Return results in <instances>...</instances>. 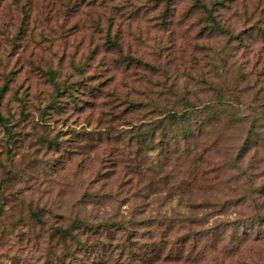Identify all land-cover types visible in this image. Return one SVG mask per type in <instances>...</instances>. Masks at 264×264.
Returning <instances> with one entry per match:
<instances>
[{"label": "rangeland", "instance_id": "rangeland-1", "mask_svg": "<svg viewBox=\"0 0 264 264\" xmlns=\"http://www.w3.org/2000/svg\"><path fill=\"white\" fill-rule=\"evenodd\" d=\"M0 114V264H264V0H0Z\"/></svg>", "mask_w": 264, "mask_h": 264}, {"label": "trees", "instance_id": "trees-1", "mask_svg": "<svg viewBox=\"0 0 264 264\" xmlns=\"http://www.w3.org/2000/svg\"><path fill=\"white\" fill-rule=\"evenodd\" d=\"M214 6L215 5L212 4L211 9H207L206 5L201 4L202 9H204V13L211 20H214V18H213L214 17V11H215ZM110 44H113L116 48L118 47L115 40H110ZM220 101H221V103H225L226 102V100L222 99V98H220ZM187 102H189V101H186V103L183 105V108H182L181 112H177V111H174V110L169 111L167 113V116H168L167 120H171V121L181 120L182 121V120L185 119L184 117L187 116L191 110L196 109V106H193L191 103H187ZM5 124H6V120L0 114V125L5 127ZM145 135H146V132H142L141 130H137L135 132V134H134V138L139 143H141V142H143L145 140V138L143 139V137ZM160 248H162V246ZM160 248H158V250H156V251L155 250L151 251V254H147L146 260H144V264H147V263L151 264V262L157 261L159 259V257H160L159 253H161ZM155 258H157V259H155Z\"/></svg>", "mask_w": 264, "mask_h": 264}]
</instances>
